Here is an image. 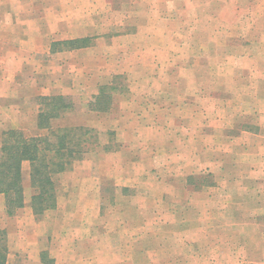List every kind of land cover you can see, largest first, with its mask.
Instances as JSON below:
<instances>
[{
  "label": "rangeland",
  "instance_id": "obj_1",
  "mask_svg": "<svg viewBox=\"0 0 264 264\" xmlns=\"http://www.w3.org/2000/svg\"><path fill=\"white\" fill-rule=\"evenodd\" d=\"M92 13V37L51 48L73 53L54 91L71 109L50 128L97 139L40 215L28 165L22 208L0 216L5 264H264V0H104ZM103 85L113 105L91 113ZM40 97L12 129L26 138L48 133ZM54 219L81 230L54 233Z\"/></svg>",
  "mask_w": 264,
  "mask_h": 264
},
{
  "label": "crops",
  "instance_id": "obj_2",
  "mask_svg": "<svg viewBox=\"0 0 264 264\" xmlns=\"http://www.w3.org/2000/svg\"><path fill=\"white\" fill-rule=\"evenodd\" d=\"M59 4L60 10L56 11L55 0H0V137L8 129L18 127L29 99L55 96L54 91L59 89L65 91L63 83L66 76L60 75V71L62 73L65 68V61L61 59L71 57L73 51L54 52L51 48L57 42L92 37L93 32L87 27L89 17L93 15V8L103 7L104 0H59ZM83 7L89 9V15L83 13ZM28 165V162L22 164L23 183L26 179L24 174H28ZM81 211L85 214L86 209ZM89 212L99 216L100 207L95 210L93 207ZM5 215L8 217L5 197L0 194V216ZM55 219L51 226L54 233L66 229L75 232L81 230L80 227L67 228L66 224L61 227L62 222L58 225ZM253 219L258 220L257 217ZM87 223L85 224L88 225ZM50 239L47 241L50 247L57 245L67 248L76 244L73 240L58 243L52 240V236ZM49 259L54 264L61 263L62 259L66 263L72 261V256L62 253L58 256L51 255ZM52 261L48 263L52 264ZM42 263L45 261L40 256L37 264Z\"/></svg>",
  "mask_w": 264,
  "mask_h": 264
},
{
  "label": "trees",
  "instance_id": "obj_3",
  "mask_svg": "<svg viewBox=\"0 0 264 264\" xmlns=\"http://www.w3.org/2000/svg\"><path fill=\"white\" fill-rule=\"evenodd\" d=\"M109 88L107 85L98 88V92L88 104L89 112L103 114L111 109L114 87ZM38 100L45 107L39 115L38 127L47 129V135L26 138L19 131L9 130L1 136L0 194L5 197L8 216H13L23 206L24 162H28L30 168L31 209L34 215H40L55 208L54 177L65 172L75 161L82 160L91 147L88 146L89 142L97 139V131L84 126L50 128L51 121L62 118L71 109L64 96L40 97ZM111 141L109 143L112 144ZM108 148L105 146L102 150ZM4 259L0 256V264H5Z\"/></svg>",
  "mask_w": 264,
  "mask_h": 264
}]
</instances>
